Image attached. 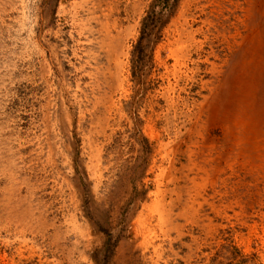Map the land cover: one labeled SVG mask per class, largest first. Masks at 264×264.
Wrapping results in <instances>:
<instances>
[{"label": "rangeland", "instance_id": "rangeland-1", "mask_svg": "<svg viewBox=\"0 0 264 264\" xmlns=\"http://www.w3.org/2000/svg\"><path fill=\"white\" fill-rule=\"evenodd\" d=\"M152 1L0 0V264L104 230L106 264H264V0H180L135 78Z\"/></svg>", "mask_w": 264, "mask_h": 264}, {"label": "trees", "instance_id": "trees-1", "mask_svg": "<svg viewBox=\"0 0 264 264\" xmlns=\"http://www.w3.org/2000/svg\"><path fill=\"white\" fill-rule=\"evenodd\" d=\"M179 1L180 0H153L148 10L145 12L140 23L138 38L131 52L132 76L135 78L139 75L136 70L137 67L141 62L146 63L144 61L151 55L150 51H152V47L155 46L161 38V33L175 14ZM141 175L142 174H139L138 178H141ZM103 234L105 236V242L100 251V255H102L103 258L101 259L102 263L106 264L114 245L111 233L108 230H104ZM98 259L96 258L95 260L96 264H99Z\"/></svg>", "mask_w": 264, "mask_h": 264}, {"label": "bare ground", "instance_id": "bare-ground-1", "mask_svg": "<svg viewBox=\"0 0 264 264\" xmlns=\"http://www.w3.org/2000/svg\"><path fill=\"white\" fill-rule=\"evenodd\" d=\"M253 160V159H252ZM256 160V159H255Z\"/></svg>", "mask_w": 264, "mask_h": 264}]
</instances>
